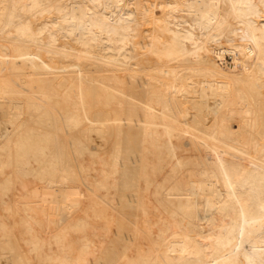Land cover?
I'll use <instances>...</instances> for the list:
<instances>
[{
  "label": "bare ground",
  "instance_id": "obj_1",
  "mask_svg": "<svg viewBox=\"0 0 264 264\" xmlns=\"http://www.w3.org/2000/svg\"><path fill=\"white\" fill-rule=\"evenodd\" d=\"M0 264H264V0H0Z\"/></svg>",
  "mask_w": 264,
  "mask_h": 264
}]
</instances>
